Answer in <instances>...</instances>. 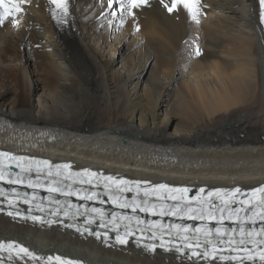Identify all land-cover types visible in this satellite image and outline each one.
<instances>
[{
    "label": "bare ground",
    "instance_id": "6f19581e",
    "mask_svg": "<svg viewBox=\"0 0 264 264\" xmlns=\"http://www.w3.org/2000/svg\"><path fill=\"white\" fill-rule=\"evenodd\" d=\"M21 7L28 14L22 27L8 20L13 28L0 26V63L12 57L0 67L1 149L154 183H264L257 0H200L199 23L182 8L167 13L150 0L134 15L109 9L107 0H68L66 16L44 0ZM112 32L115 47L122 44L116 59L93 38L101 33L108 45ZM0 240L91 264H208L95 244L2 216Z\"/></svg>",
    "mask_w": 264,
    "mask_h": 264
},
{
    "label": "snow or ice",
    "instance_id": "6c2138e0",
    "mask_svg": "<svg viewBox=\"0 0 264 264\" xmlns=\"http://www.w3.org/2000/svg\"><path fill=\"white\" fill-rule=\"evenodd\" d=\"M25 2V0H0V26H2L7 19L12 17L16 13H20L23 11L21 5ZM51 4H55L57 8L63 10V14L66 16L68 14V0H49ZM113 0H109L108 6H112ZM129 15H134L133 9H137L141 7L143 4L147 3V0H126ZM160 3L167 9L169 13L178 12L181 10H186L190 16L191 19L199 23V6H200V0H171V6H169L168 3L165 2V0H160ZM260 4L262 8H264V0H260ZM121 7H124V0H121ZM261 19L262 22H264V12L261 13ZM18 20L13 19V26H17ZM197 56L200 55L199 48H197L196 53ZM7 155V154H3ZM0 179H3V176L0 175ZM111 179V178H109ZM11 182V181H10ZM160 187H165L164 185H161ZM239 191V190H237ZM256 191L264 193V188L257 189ZM259 203L264 204V199L259 201ZM11 214V213H9ZM38 219V218H34ZM99 238V236L97 237ZM117 241L121 244L126 243V240L121 239L120 237H117ZM14 247L13 243L8 244V248ZM4 245L0 243V249H3ZM154 251V248L151 249ZM19 252L23 253L26 256H31L32 253L29 252L27 248L20 247ZM193 255H197V253H193ZM51 259V258H49ZM261 259L264 260V255L261 256ZM56 260H61L60 257H56ZM63 264H71V262H63Z\"/></svg>",
    "mask_w": 264,
    "mask_h": 264
},
{
    "label": "rangeland",
    "instance_id": "374dc122",
    "mask_svg": "<svg viewBox=\"0 0 264 264\" xmlns=\"http://www.w3.org/2000/svg\"><path fill=\"white\" fill-rule=\"evenodd\" d=\"M32 7V6H31ZM32 10L30 11V12H35V7H32L31 8ZM35 9V10H34ZM34 10V11H33ZM38 10V9H37ZM36 10V11H37ZM37 15L39 14V13H36ZM4 24H8V23H4ZM100 34L101 33H99L98 35H96V36H94L93 38H94V42H95V44L97 43V45H98V47L99 48H102L101 49V53L104 55V56H106V58L107 57H114L115 59L117 58V56L119 55V51H120V49H121V47H122V44L119 46V48H118V46L117 47H115V45H116V41H117V38H115V35L113 34V32L110 34V38H109V44L108 45H106V44H104V45H102V42L100 41ZM110 46H112V49L115 47V48H117L118 49V51H117V53H114L113 51H111L110 50ZM24 53L26 52V49H24V51H23ZM12 60V57H10V56H7L6 57V59H5V62H3V63H0V67L1 66H4V65H9V64H12L10 61ZM2 61H4V59H2ZM14 64V63H13ZM7 85V84H6ZM9 88V87H8ZM13 94H14V89H13V87H10V96H9V98H8V101H7V103H9L10 102V100L12 99V97H13ZM134 170H136V169H134ZM54 246L53 247H55L54 249L55 250H60L61 249V246L59 247V244L56 242V243H54L53 244ZM57 245V246H56ZM92 251V250H91ZM92 252H95V251H92ZM107 258H108V260H109V256L107 257V256H105V261H107ZM130 264V263H129Z\"/></svg>",
    "mask_w": 264,
    "mask_h": 264
}]
</instances>
